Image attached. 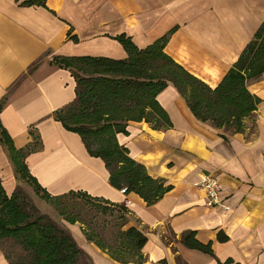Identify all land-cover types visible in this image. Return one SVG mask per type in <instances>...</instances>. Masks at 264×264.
<instances>
[{"label": "crops", "instance_id": "1", "mask_svg": "<svg viewBox=\"0 0 264 264\" xmlns=\"http://www.w3.org/2000/svg\"><path fill=\"white\" fill-rule=\"evenodd\" d=\"M263 22L264 0H0V124L16 150L38 141L23 159L30 175L50 196L83 192L123 207L122 232L135 228L146 237L125 258L120 248H102L80 226L68 225L92 264H264V75L249 83L261 102L243 132L200 120L172 84L157 95L169 126L129 121L119 143L150 176L170 186L148 204L135 192L116 189L104 161L54 117L76 98V82L53 58L124 59L128 52L119 36L139 49L167 36L164 52L215 88ZM0 145L8 160L11 152ZM9 162L0 179L11 195L19 177L16 162ZM203 174L219 180L227 208L206 205L196 186ZM186 231L211 242L214 254L185 246ZM219 233L228 240L218 241ZM0 264H10L1 248Z\"/></svg>", "mask_w": 264, "mask_h": 264}, {"label": "trees", "instance_id": "2", "mask_svg": "<svg viewBox=\"0 0 264 264\" xmlns=\"http://www.w3.org/2000/svg\"><path fill=\"white\" fill-rule=\"evenodd\" d=\"M167 38L164 36L153 45L139 49L130 39L119 36L128 52V57L124 59L84 55L55 57L52 60L69 70L76 82V98L56 111L54 117L67 130L81 136L90 155L104 161L110 183L116 189L123 190L125 194L135 192L148 204L159 200L170 186H166L162 178L150 176L144 165L131 158L126 147L119 143L117 135L128 132L129 121L146 120L153 128L169 126V119L157 101L160 91L170 84L174 85L186 96L191 111L200 120L231 132H243L246 118L255 115L257 105L261 102L256 94L250 92L249 83L264 75V22L215 88L189 74L164 52ZM35 65L30 68V72ZM1 106L2 103L0 110ZM0 140L16 155L14 161L19 174L26 171L39 188L19 156L22 150L14 149L10 136L1 124ZM36 146L33 144L24 148L26 152L23 157ZM41 190L42 194L53 197L44 189ZM68 194L94 200L83 192L71 191ZM23 200L18 191L8 195L0 179V248L10 264H80L82 261L92 264L90 256L78 246L66 228L59 227L37 210V213L27 211L28 206ZM119 209L123 213L124 208ZM125 219L122 214L123 222ZM121 234L131 240L125 243L132 247V252L141 249L146 242V237L135 228H129ZM86 236L102 248L117 247L107 245L97 235ZM8 240H14L22 246L27 259L21 258L14 262L2 245ZM227 240L224 233L218 234V241ZM181 242L191 249L214 254L212 243L198 240L195 231L184 232ZM117 248L125 250L122 246ZM231 262L228 259L219 264ZM180 264L186 263L180 261Z\"/></svg>", "mask_w": 264, "mask_h": 264}, {"label": "rangeland", "instance_id": "3", "mask_svg": "<svg viewBox=\"0 0 264 264\" xmlns=\"http://www.w3.org/2000/svg\"><path fill=\"white\" fill-rule=\"evenodd\" d=\"M248 118L251 119L252 117ZM252 120L253 119L249 121V125L252 123ZM224 130L226 129L224 128ZM36 143L38 144V141L35 140L34 145H36ZM25 150L19 152V156L22 159H24L23 154L26 152ZM7 153L6 147L0 145V175L2 176L5 175V169L8 170L11 168L9 162L10 158L13 160L16 157L15 154L10 153V158L7 160V158H5ZM17 172L19 181H16L14 191H18L19 194L22 195L24 199L23 203L28 206L26 207L27 211L33 213L38 212L41 215L47 216L59 227L66 228L73 237L74 235L68 228V225L80 226L82 232L86 235H97L101 237L107 245L122 246L123 249H125L123 254L125 258L133 257L132 247L122 239V224L124 223L122 220V210L104 203H98V201L95 202V200L85 198L81 195L66 194L58 198L49 197L42 194V188L36 187L35 182L28 177L26 171L23 170L20 174L19 170H17ZM31 207L34 208V211ZM35 210H37V212H35ZM168 237L171 238L172 235L168 234ZM2 245L5 252L14 262L19 261L21 258L27 259L26 251L14 240L5 241ZM80 264L85 263L82 261Z\"/></svg>", "mask_w": 264, "mask_h": 264}, {"label": "built area", "instance_id": "4", "mask_svg": "<svg viewBox=\"0 0 264 264\" xmlns=\"http://www.w3.org/2000/svg\"><path fill=\"white\" fill-rule=\"evenodd\" d=\"M196 186L201 188L206 194V205L211 208L227 206L221 199V187L219 180L210 174H203L200 180L196 183ZM129 203V201H127Z\"/></svg>", "mask_w": 264, "mask_h": 264}]
</instances>
